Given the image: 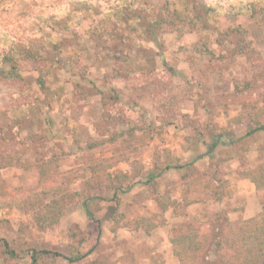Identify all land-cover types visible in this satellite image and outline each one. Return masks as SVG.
<instances>
[{
    "label": "rangeland",
    "instance_id": "1",
    "mask_svg": "<svg viewBox=\"0 0 264 264\" xmlns=\"http://www.w3.org/2000/svg\"><path fill=\"white\" fill-rule=\"evenodd\" d=\"M203 1L217 29L180 34L164 11L198 0H0V56L22 76L0 78V264H181L166 237L195 215L185 263L243 260L231 235L262 218L264 0ZM237 26L246 40L223 34Z\"/></svg>",
    "mask_w": 264,
    "mask_h": 264
},
{
    "label": "trees",
    "instance_id": "2",
    "mask_svg": "<svg viewBox=\"0 0 264 264\" xmlns=\"http://www.w3.org/2000/svg\"><path fill=\"white\" fill-rule=\"evenodd\" d=\"M199 10L195 12L190 11H182L181 9L172 8L171 11L166 9L164 11V15L161 18L162 20H166L169 24H174V19H177L180 24L173 25L174 29L177 30L180 34L184 33L188 30L195 29L199 32H209L211 33L214 28L217 29L215 23V7L213 5H207L203 0H198ZM214 18V22L213 19ZM161 22H164L162 21ZM170 20V21H168ZM159 23V21H157ZM156 23V24H157ZM225 35H238L241 37V41L246 40V30L240 26L230 27L228 30L224 31ZM2 34H0V39L2 38ZM198 52H201V49H197ZM206 50H209L207 47ZM17 59L16 55L11 54H3L0 56V78L3 79H22L21 73L16 65ZM6 64L8 66H6ZM255 130H263L264 131V121L258 120L257 125L254 127L252 131ZM257 193L264 191V184H257L256 186ZM259 203L262 206L261 220L255 221L256 228H250L249 231H246L247 228H244V223L239 226L238 230L233 231L231 235V245L235 246L237 251L241 254H245L243 260L239 264H264V193L259 194ZM229 225L231 222H228ZM206 219H203L201 215H195L193 217V221L183 227L171 228L168 233V240L172 244H176L180 247L181 250L175 249V254L180 261L181 264L185 263L186 259L183 256V252L187 253L189 249L196 252L198 249L193 246V242L199 238L201 234L198 232L200 230H204L207 227ZM247 225V223H245ZM248 227V226H247ZM258 227H261L259 232H256ZM237 228V227H236ZM256 229V230H255ZM202 237V236H201ZM200 237V238H201ZM8 252L13 254V250L8 249ZM44 252L50 253L53 256H61L70 262H75L85 255H72L65 256L57 251H47ZM35 262V257L32 258ZM191 264V263H190Z\"/></svg>",
    "mask_w": 264,
    "mask_h": 264
},
{
    "label": "crops",
    "instance_id": "3",
    "mask_svg": "<svg viewBox=\"0 0 264 264\" xmlns=\"http://www.w3.org/2000/svg\"><path fill=\"white\" fill-rule=\"evenodd\" d=\"M166 236H167V234H166ZM166 239H167V237H166ZM169 247H170V245H169ZM163 257L166 260V264H178V262L175 260V257L171 251L167 250V253H165V255Z\"/></svg>",
    "mask_w": 264,
    "mask_h": 264
}]
</instances>
